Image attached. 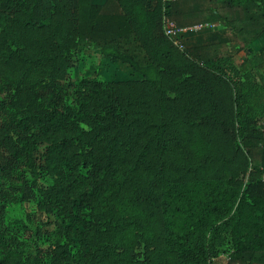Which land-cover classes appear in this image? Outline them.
I'll return each instance as SVG.
<instances>
[{
    "label": "trees",
    "instance_id": "obj_1",
    "mask_svg": "<svg viewBox=\"0 0 264 264\" xmlns=\"http://www.w3.org/2000/svg\"><path fill=\"white\" fill-rule=\"evenodd\" d=\"M152 1L103 0L96 4L75 0L72 31L71 24L64 29L58 12L45 22L34 16L32 8L26 9L16 0H3L11 11H0V77L5 86L18 87L38 66L60 70L75 45V53L97 48L103 58L123 63L140 76V80L111 82L106 91L97 82H86L88 100L81 102L75 114L70 108H48L30 117L32 126L25 124L29 135L16 141L28 157L35 143L43 144L44 170L52 182L42 191L48 202L41 211L54 209L64 219L76 207L102 204L113 185L129 171L137 178V195L148 198L157 210L168 249L175 254L172 264H208L214 250L195 238L217 231L219 222L227 224L242 241L226 264L264 263V204L257 207L238 201L237 191L199 166L193 171L168 166L167 146L178 134L164 135L165 126L170 124L162 120L155 123L142 96L144 92H162L167 68L183 66L184 70L189 66L159 33L162 8L159 0L151 8ZM66 7H62L65 16L69 14ZM263 14L264 0H173L168 4V19L176 28L223 20L246 44L264 28ZM223 48L215 43L190 47L188 61L192 69L214 72L233 85L242 146L251 168L264 175V127L246 126L250 95L257 85L250 83L251 75L243 65L237 68L229 54H222ZM114 108L122 112L99 114ZM1 133L3 145L14 154L15 145L4 131ZM175 149L177 154L184 149L185 156L197 162L208 151L199 134L176 144ZM257 211L262 212V221ZM64 230L79 244L77 252L63 264H104L101 234L81 226ZM0 264L23 262L6 251Z\"/></svg>",
    "mask_w": 264,
    "mask_h": 264
},
{
    "label": "rangeland",
    "instance_id": "obj_2",
    "mask_svg": "<svg viewBox=\"0 0 264 264\" xmlns=\"http://www.w3.org/2000/svg\"><path fill=\"white\" fill-rule=\"evenodd\" d=\"M16 1L26 9L32 8L34 16L45 22L58 12L64 29H69L67 26L71 24L74 30L75 0ZM66 5L69 14L65 16L62 7ZM0 11L11 13L3 0H0ZM262 17L264 20V14ZM158 24L159 33L189 66L185 71L183 66L167 68L162 92H144L142 96L153 121L170 124L165 126L164 135L178 134L167 146L168 166L191 171L199 166L205 174L223 179L229 189L237 191L238 201L246 200L261 207L264 175L251 168L242 146L243 131L236 119L233 85L214 72L192 69L187 49L210 43L224 45L222 54H229L237 68L243 65L251 75L250 83L257 85V90L250 95L246 126L263 128L264 28L246 44L241 34L223 20L209 19L200 25L201 28L175 38L165 35L163 12ZM69 52L72 56L63 68L38 66L18 87L5 86L0 77V261L6 251H11L23 264H63L77 252L79 244L76 239L68 238L64 229L68 226L73 231L81 226L102 235L104 264H172L175 254L168 249L157 210L148 198L137 195V178L129 171L113 185L102 204L76 207L64 219L56 215L54 209L41 211V206L48 202L42 191L52 182L44 170L43 144L35 143L28 157L16 141L29 135L25 124L32 126L30 117L48 108L60 111L70 108L75 114L81 102L88 100L84 90L86 82H97L101 90L106 91L111 82L140 80L127 65L103 58L97 48L75 53V45ZM105 112L115 116L122 109H109L99 114L105 115ZM1 131L15 145L14 154L3 145ZM197 134L207 145L205 158L197 162L191 156L186 157L184 149L177 154L175 145ZM256 214L262 221V212ZM218 225L217 231L195 238L204 246H212L214 256L208 264H226L229 254L242 242L227 224L219 222Z\"/></svg>",
    "mask_w": 264,
    "mask_h": 264
},
{
    "label": "built area",
    "instance_id": "obj_3",
    "mask_svg": "<svg viewBox=\"0 0 264 264\" xmlns=\"http://www.w3.org/2000/svg\"><path fill=\"white\" fill-rule=\"evenodd\" d=\"M173 0H160L161 8L163 12V21L165 26V35L169 38H175L177 35L181 34L182 29H178L175 23L168 19V4ZM188 29V28H186Z\"/></svg>",
    "mask_w": 264,
    "mask_h": 264
},
{
    "label": "crops",
    "instance_id": "obj_4",
    "mask_svg": "<svg viewBox=\"0 0 264 264\" xmlns=\"http://www.w3.org/2000/svg\"><path fill=\"white\" fill-rule=\"evenodd\" d=\"M93 2L96 4H102L103 0H93ZM157 2H158V0H153L152 2H150V4H149L150 7L151 8L154 7ZM199 28H201V26H196V27H192V28H188V29H182L181 33H184L186 31L193 30V29H199Z\"/></svg>",
    "mask_w": 264,
    "mask_h": 264
}]
</instances>
